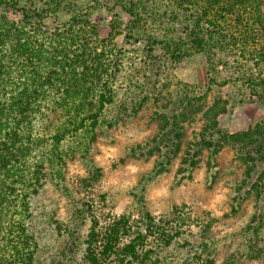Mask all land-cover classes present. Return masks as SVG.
<instances>
[{
  "label": "trees",
  "instance_id": "obj_1",
  "mask_svg": "<svg viewBox=\"0 0 264 264\" xmlns=\"http://www.w3.org/2000/svg\"><path fill=\"white\" fill-rule=\"evenodd\" d=\"M117 8L127 22L117 17L116 24L110 23L109 40L101 39L93 16ZM148 25L164 35L149 37L148 47L162 46L177 62L196 54L211 61L224 43L255 46V33L264 35V0H0V264H215L202 251L193 257L187 251L172 254L184 233L176 223L146 211L137 217L107 216L85 199L71 210V223L63 231L55 222L54 230L64 239L56 254L49 253L48 263L39 262L47 252L42 247L57 234L48 229L53 218L37 199L51 176L59 187L62 169L77 154L88 153L99 127L114 125L118 116L104 121L117 97L111 82L119 49L114 38L124 31L126 39L132 35L140 41ZM250 77L248 89L254 94L263 88L256 81L261 77ZM226 106L216 100L206 109V117L214 120L208 131L217 127ZM206 143L216 153L226 144L255 147L247 164L252 171L264 163L261 126L219 134L215 145ZM257 182L259 187H252L260 203L264 173ZM259 231L256 227L252 233ZM235 257L226 264H238Z\"/></svg>",
  "mask_w": 264,
  "mask_h": 264
},
{
  "label": "rangeland",
  "instance_id": "obj_2",
  "mask_svg": "<svg viewBox=\"0 0 264 264\" xmlns=\"http://www.w3.org/2000/svg\"><path fill=\"white\" fill-rule=\"evenodd\" d=\"M101 13L103 17L96 14L92 21L100 38L109 40L110 23L119 17L125 24L127 16L120 8ZM143 30L140 41L132 35L126 39L124 31L114 38L119 49L111 82L117 97L104 120L118 116L114 125L99 127L88 153L77 154L62 169L59 187L51 176L37 199L53 218L48 229L57 234L42 247L47 252L39 262L48 263L49 253L56 254L64 239L63 232L58 237L54 230L55 222L63 231L71 223V210L85 199L107 216L137 217L146 211L181 226L184 233L173 255L187 251L186 256L193 257L202 251L215 264H226L231 255L238 264H264V221L259 223L264 220V196L257 203L252 187H259L264 163L252 171L247 164L255 147L226 144L216 153L206 143L215 145L219 134L264 129V35L255 33V46H239L244 53L224 43L211 61L196 54L177 62L162 46L145 45L149 37H164L158 27ZM249 77H261L256 81L263 88L253 94ZM216 100L226 102V112L208 131L214 120L205 111ZM257 215L259 220L253 221ZM256 227L260 231L252 233Z\"/></svg>",
  "mask_w": 264,
  "mask_h": 264
}]
</instances>
